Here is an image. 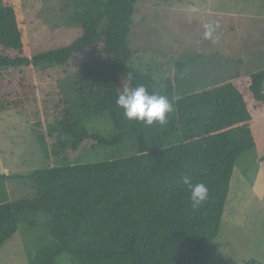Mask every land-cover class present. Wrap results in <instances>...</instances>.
<instances>
[{
  "label": "trees",
  "instance_id": "obj_1",
  "mask_svg": "<svg viewBox=\"0 0 264 264\" xmlns=\"http://www.w3.org/2000/svg\"><path fill=\"white\" fill-rule=\"evenodd\" d=\"M137 2L74 0L69 19L83 33L29 57L18 0H0V70L63 66L81 56L79 92L94 103L96 114L109 117L117 132L112 138L91 133L81 118L45 126L33 122L40 151L54 155L55 166L0 177V249L21 223H35L32 216H42L48 233L30 264H58L63 254L77 264H229L215 239L236 160L257 145L255 123L264 119V70L176 98L177 77L189 62L174 61L172 69L165 61L145 69L133 65L129 36ZM204 68L209 67L199 70ZM129 71L134 74L131 86L143 84L172 101L167 123L148 126L124 118L116 98L129 84ZM10 104L1 101L0 107ZM128 137L136 142V154L91 163L68 159L67 151L80 150L86 140H93L95 148L120 145ZM184 176L208 186L206 202L193 206ZM16 178L25 180L26 194L13 200L7 181ZM244 264L264 263L251 258Z\"/></svg>",
  "mask_w": 264,
  "mask_h": 264
},
{
  "label": "rangeland",
  "instance_id": "obj_2",
  "mask_svg": "<svg viewBox=\"0 0 264 264\" xmlns=\"http://www.w3.org/2000/svg\"><path fill=\"white\" fill-rule=\"evenodd\" d=\"M73 2L18 0L29 57L66 45L83 33L81 25L69 19L75 9ZM186 2L197 3L138 0L129 36L135 67L145 69L147 64L165 61L172 69L174 61L189 62L183 75L177 77L176 98L264 70V0H199V8L189 7ZM197 35H203L202 40ZM192 58L209 68L199 70L202 65H191ZM81 61V56H74L63 66L42 63L0 70V102L11 103L0 107V173L23 175L55 166L54 155L41 153L33 122L45 126L53 120L81 118L91 133L107 138L117 134L109 117L96 114L94 103L79 92L76 68ZM255 130L257 145L236 160L226 210L215 239L229 264H244L251 258L264 263V119L255 123ZM136 151L131 137L120 145L95 148L93 140H86L80 150L69 149L67 156L71 162L91 163ZM24 183L22 178L7 181L11 199L26 194ZM31 220L35 223H21L4 243L0 264H30L35 251L48 241L42 216H32ZM58 264L77 263L63 254Z\"/></svg>",
  "mask_w": 264,
  "mask_h": 264
},
{
  "label": "clouds",
  "instance_id": "obj_3",
  "mask_svg": "<svg viewBox=\"0 0 264 264\" xmlns=\"http://www.w3.org/2000/svg\"><path fill=\"white\" fill-rule=\"evenodd\" d=\"M126 78L129 84L123 86L116 98V104L123 110L124 118L129 122H141L148 126L167 123L168 117L174 111L172 101L166 95L149 91V88L143 84L131 86L134 79L132 72L129 71ZM183 182L188 185L194 207L208 200L209 189L205 183H192L189 176H184Z\"/></svg>",
  "mask_w": 264,
  "mask_h": 264
},
{
  "label": "crops",
  "instance_id": "obj_4",
  "mask_svg": "<svg viewBox=\"0 0 264 264\" xmlns=\"http://www.w3.org/2000/svg\"><path fill=\"white\" fill-rule=\"evenodd\" d=\"M197 3L196 4H189V3H191V2H186L187 3V5L189 6V7H192V8H194V7H198L199 8V6L202 4H200L198 1L199 0H195ZM181 5H183V4H180V6L179 7H182ZM188 8V7H187ZM186 8V9H187ZM185 9V10H186ZM205 13V12H204ZM206 16H207V13L205 14ZM198 18V20L199 21H201V18H199V17H197ZM197 37L199 38V40H202L201 38H203V35L202 36H200V35H197ZM199 53H201V52H199ZM217 63V62H216ZM200 68V67H199Z\"/></svg>",
  "mask_w": 264,
  "mask_h": 264
},
{
  "label": "water",
  "instance_id": "obj_5",
  "mask_svg": "<svg viewBox=\"0 0 264 264\" xmlns=\"http://www.w3.org/2000/svg\"><path fill=\"white\" fill-rule=\"evenodd\" d=\"M6 174L5 173H0V177H3L5 176Z\"/></svg>",
  "mask_w": 264,
  "mask_h": 264
}]
</instances>
